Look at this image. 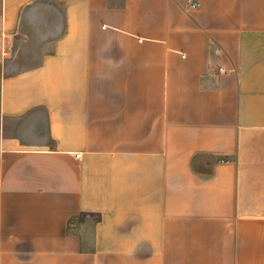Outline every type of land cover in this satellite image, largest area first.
Wrapping results in <instances>:
<instances>
[{"label":"crops","instance_id":"0c3cea01","mask_svg":"<svg viewBox=\"0 0 264 264\" xmlns=\"http://www.w3.org/2000/svg\"><path fill=\"white\" fill-rule=\"evenodd\" d=\"M190 1L0 0V264H264V0Z\"/></svg>","mask_w":264,"mask_h":264},{"label":"built area","instance_id":"2783aa9c","mask_svg":"<svg viewBox=\"0 0 264 264\" xmlns=\"http://www.w3.org/2000/svg\"><path fill=\"white\" fill-rule=\"evenodd\" d=\"M189 3H191L190 0H189ZM196 6H197V4H193V3L190 5V7H192V8H194V7H196ZM219 71L221 72V71H222V68H219Z\"/></svg>","mask_w":264,"mask_h":264}]
</instances>
